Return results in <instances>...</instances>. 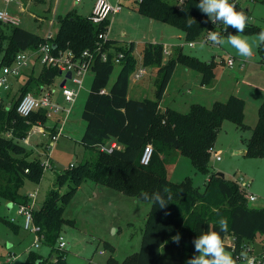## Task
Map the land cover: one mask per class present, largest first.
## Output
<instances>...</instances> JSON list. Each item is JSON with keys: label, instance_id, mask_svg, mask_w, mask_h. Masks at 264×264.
Here are the masks:
<instances>
[{"label": "trees", "instance_id": "trees-1", "mask_svg": "<svg viewBox=\"0 0 264 264\" xmlns=\"http://www.w3.org/2000/svg\"><path fill=\"white\" fill-rule=\"evenodd\" d=\"M136 10L150 18L180 29L187 41L193 42L206 31L219 29L223 24H216L203 14L196 5L200 0H137ZM238 11L249 15L248 10L239 6L237 0H229ZM189 16L196 23L191 27ZM109 21L93 24L88 17H81L75 12H68L59 18V27L55 37L54 52L71 50L75 56L86 50H94L102 44L101 50L107 51L104 60L97 52L92 63L93 80L84 103L82 117L86 122L82 143L97 151L95 160H88L68 171L59 173L57 186L49 190L43 204L34 209V221L40 225L45 236L44 244L49 246V255H43L35 249L26 252L24 264H69L67 249H59L57 242L64 226L73 224L72 219L64 216L65 205L76 189L86 180L110 186L126 195L144 200L142 193L149 194L164 187L171 189L173 199L165 209H160L150 200L149 210L138 252L118 261L112 255L105 264H158L160 259L177 261L185 264L195 253L194 240L202 232H219L217 221L227 218L228 230L221 232L225 248L232 250L235 261L243 251L244 244L264 236V207L250 205L245 189L237 179H228L211 170L210 161L217 135L226 119L233 120L241 128L244 123V99L231 95L225 102H215L211 107L195 103L186 113L172 108L160 110V102L176 69L178 61L202 73V82L209 83L214 77V60L203 61L196 56L185 54L177 49L164 62L165 46L161 42H149L142 50L143 66H158L155 79L154 98L136 99L129 96L130 75L136 69L137 60L132 54L134 44H122L119 40L108 38L105 42L99 38L107 31ZM247 33L260 32L248 23ZM47 41L34 31L20 25L5 24L0 20V67L10 65L18 52L36 49ZM260 50L264 52V43ZM122 52V67L110 85L115 68V56ZM60 75V69L43 66L40 73L33 71L19 89L17 97H9L6 103L0 101V204L27 203L29 198L21 189L27 180L40 182L44 167L40 158H30L34 152L28 149L24 139L36 122L46 124L48 117L45 109H39L24 117L17 112V103L26 93L39 95ZM9 101V104H8ZM56 123L51 127L56 132ZM51 138V135L50 137ZM115 141L117 147L111 151L102 150V146ZM43 146L47 151V144ZM151 144L153 155L149 164L140 162L145 146ZM177 149L190 158L195 168L209 173L203 189L186 177L176 183L169 179L164 153ZM247 155L264 156V99L259 106V119L253 133L247 141ZM66 183L71 188L61 192ZM5 221L13 229L19 225L6 216L0 215V222ZM180 234L179 244L172 237ZM228 236H233L234 243H225ZM108 248L113 250L112 245Z\"/></svg>", "mask_w": 264, "mask_h": 264}, {"label": "rangeland", "instance_id": "rangeland-1", "mask_svg": "<svg viewBox=\"0 0 264 264\" xmlns=\"http://www.w3.org/2000/svg\"><path fill=\"white\" fill-rule=\"evenodd\" d=\"M88 1L31 0L25 12L18 14L20 26L40 34L45 33L47 28L55 33L59 27L60 16L70 11H76L85 16ZM237 1L242 9L249 11L247 24H252L260 32L264 30V0ZM24 2L27 3L28 0ZM121 3L122 9L109 17L107 35L120 40L123 44L133 42L132 54L137 60L135 70L143 67L142 50L145 44L156 38L163 45L166 44L168 52H165L164 61L172 54L175 55L179 48L185 54L196 56L203 61L214 60L215 62L214 77L209 83L204 84L201 72L189 67L183 61H178L160 102V110L169 107L186 113L195 103L211 107L215 102L227 101L231 95L244 99V123L247 126L241 128L231 119L223 122L215 142L210 168L215 172H223L228 179H238L242 176L250 183L249 190L256 196V200L250 201V205L257 208L264 207V156L247 155L243 152L247 150V141L258 122L259 106L264 99V52L260 50L261 42L258 38L260 32L237 33V30L230 26L227 30L231 31L226 34H221L220 28L212 30L218 32L221 37L225 38V41L229 34H237L246 39L252 46L253 55L245 58L241 57L227 42L224 45H213L208 40L210 30L190 45L180 29L140 14L136 10L137 0H121ZM0 5L9 12L18 11L16 0L9 2L0 0ZM55 9L56 13H54ZM50 20H53L51 26ZM223 29H225L224 25ZM229 58L233 59L232 65L228 64ZM42 67L43 65L36 61L35 56L30 58L28 67L30 72L33 71L35 75H38ZM121 67L122 64H115L110 85L116 79ZM144 67L145 73L140 79H134L135 70L130 75L129 95L131 98L155 97L158 66L153 64ZM93 76L94 71L90 68L72 104L66 102L61 93L60 84L63 80L61 75H58L47 87L50 90L51 99L69 108L70 111L67 115L65 111L52 113L46 124L42 123L47 142L52 143L49 138L54 134L51 127L58 118H60L59 125L62 130L52 150V166L44 169L40 182L27 180L21 189L24 195L30 192L37 193L35 207H40L49 190L57 186L56 178L59 173L68 171L72 168L71 164L78 166L88 160H95L97 157V151L81 141L86 126L82 112ZM69 85L72 83L69 82ZM14 94L17 97L18 89ZM6 101L3 100L4 103ZM34 125L24 142L29 141L26 143L28 149L34 150L30 158L38 157L44 161L47 158L46 153L35 151V143L40 135L31 133ZM164 156L169 179L180 183L189 176L196 186L200 189L204 188L209 173L198 171L192 160L182 155L177 149L168 150ZM217 156L220 160L216 159ZM60 188L61 192L65 193L71 188V183H66ZM5 207V204H0V215L6 216L7 220L16 217V224L19 228L15 230L5 221L0 222V264H24L26 252L29 249H35L46 256L49 255L50 248L46 244L41 243L39 247L34 246L35 234L21 225L22 216L18 212L17 205L14 204L11 210ZM150 208L149 201L126 195L110 186L97 184L91 180L84 181L73 193L64 209V216L74 221L72 225H65L62 232L67 243L68 263L105 264L111 255L118 261H122L127 256L138 252ZM225 243L233 244V236H228ZM107 244L112 245L113 250L108 248ZM247 246L251 248L253 254L264 253V236L258 235L256 240L248 243ZM225 249L233 255L232 250ZM242 252L246 257L245 249ZM158 264H178V262L160 259ZM236 264H246V262L241 258L236 261Z\"/></svg>", "mask_w": 264, "mask_h": 264}, {"label": "built area", "instance_id": "built-area-1", "mask_svg": "<svg viewBox=\"0 0 264 264\" xmlns=\"http://www.w3.org/2000/svg\"><path fill=\"white\" fill-rule=\"evenodd\" d=\"M10 1V0H7ZM80 2L81 0H76ZM122 9L121 0L117 2H111L110 0H95L91 14L88 16V19L93 24H101L106 21H109V17L119 12ZM0 20L5 24L10 25H20V18L12 15L4 9H0ZM109 26V25H108ZM107 26V29H108ZM212 31V30H210ZM54 38L52 33H49L46 36L47 41L40 44L36 49L23 50L17 53L13 62L10 65H4L0 67V89L8 90L10 88V78L20 76L24 69L29 67V60L31 57L35 56L37 62L41 63L46 67H55L60 69V75L63 79H66V83L61 87V92L64 97V100L72 104L79 93L80 88L83 86L84 77L92 66V63L96 57L97 52L101 54V57L106 60L108 58L107 51L101 50L102 44L94 50L86 49L81 55L75 56L71 50H60L59 52H54V43L51 40ZM99 38L105 42L108 39L107 31L99 34ZM190 45H193V42H189ZM165 52L167 49L165 47ZM124 56L122 52L118 53L114 60L116 63L120 62V59ZM228 64H233V59H228ZM70 72L71 76L67 77L66 74ZM134 79L138 80L145 73V67H140L138 70L134 71ZM69 82L72 85H69ZM43 91V90H42ZM45 109L48 119L51 117L52 113L65 111L66 115L70 111L69 108L61 106L59 103L54 102L51 99V93L42 92L39 95L33 93H26L23 95L17 103V112L24 117L31 115L33 112ZM34 130L37 132L44 133V126L41 122H38L37 125H34ZM56 132L51 135V142L47 144V151H45L47 158L42 161L43 167L50 168L52 166L51 154L54 148L56 141L61 135L62 127H57L56 123ZM115 141L110 142L102 146V150L111 151L113 147H117ZM153 155V147L151 144L145 146L140 162L144 165L150 163ZM217 160H220V157H216ZM71 166H74L71 164ZM237 181L246 191V196L250 201H255L256 196L249 192L250 183L245 181L242 176H240ZM29 202L27 203H15L18 207V212L23 216L22 226L26 230L35 234L34 246L39 247L41 243H44L45 236L41 232L40 225L36 224L34 221V209L35 202L37 199L36 192H30L27 194ZM11 221H15V218L12 217ZM57 247L59 249H66L67 243L64 240L63 235L61 234L58 238ZM247 253V256H243V252L240 255L236 256V259L245 260L246 264H264V253L253 254L252 250L247 244H244L243 250Z\"/></svg>", "mask_w": 264, "mask_h": 264}, {"label": "clouds", "instance_id": "clouds-1", "mask_svg": "<svg viewBox=\"0 0 264 264\" xmlns=\"http://www.w3.org/2000/svg\"><path fill=\"white\" fill-rule=\"evenodd\" d=\"M196 7L205 14L212 23H222L225 26V31L230 26L237 30V33H242L247 26L248 17L242 10L238 11L235 4L229 3V0H200ZM194 18L189 16L187 24L191 27L195 24ZM259 41L264 43V30L258 34ZM208 40L213 45H224L225 42L236 49L241 57L250 58L253 55L252 46L246 39L239 35L229 34L226 38L221 37L218 32L210 31ZM144 200H150L154 206L160 209H165L170 201L173 199L171 189L164 187L151 194L144 192L141 194ZM217 224L220 231L209 230L202 232V234L194 240L195 253L188 259L185 264H236L231 253L226 251L220 233L228 230L227 218L221 217ZM180 234L172 237L173 242L179 244Z\"/></svg>", "mask_w": 264, "mask_h": 264}, {"label": "crops", "instance_id": "crops-1", "mask_svg": "<svg viewBox=\"0 0 264 264\" xmlns=\"http://www.w3.org/2000/svg\"><path fill=\"white\" fill-rule=\"evenodd\" d=\"M7 1V0H6ZM11 1V0H10ZM38 1H43V0H38ZM76 1V0H75ZM82 1V0H81ZM80 1V2H81ZM111 2H117V0H110ZM7 2H9V1H7ZM31 2V0H28V2L26 3V2H24V0H16V4H17V8H18V11H16V12H9L5 7H0V9H4V10H6V11H8L9 13H11L12 15H15V16H17V17H19V15L18 14H22L23 12H25V10L27 9V4L28 3H30ZM77 2V1H76ZM94 3H95V0H89L88 1V3L86 4V12H84L86 15L85 16H82V15H80V14H78L76 11H73V12H75V13H77L79 16H81V17H88L90 14H91V12H92V9H93V6H94ZM1 6V5H0ZM57 12V10L55 9L54 10V13H56ZM70 12H72V11H70ZM66 15V14H65ZM33 16H35V15H33ZM64 16V15H63ZM61 17V16H60ZM40 20H41V18H40ZM52 21L53 20H50V26L52 25ZM110 24V23H109ZM109 29V28H108ZM58 30V29H57ZM57 30H56V32L55 33H53L50 29H48L47 28V30L45 31V33L43 32L42 34H40L39 32H36L37 34H39L40 36H42V37H44V38H46V36L49 34V33H52L53 35H54V37H55V35H56V33H57ZM183 33V32H182ZM108 38H110V39H115V38H111L110 36H108ZM116 40H118V39H116ZM120 41V40H119ZM121 42V41H120ZM150 42H153V43H156V42H159V40L156 38V39H154V40H151ZM122 43V42H121ZM131 43V42H130ZM130 43H126L125 42V44H130ZM147 43H149V42H147ZM123 44V43H122ZM165 45V47H166V44H164ZM164 60H165V58H164ZM165 62V61H164ZM31 72H30V70L28 69V67L27 68H25L24 69V71H23V75L21 74L20 76H18V77H11L10 78V88L8 89V90H4V89H0V101L2 102L4 99L5 100H9L8 98L9 97H11V96H13V95H15L14 93L17 91V89H18V91H19V89H20V87L22 86V84L26 81V79H27V77H28V75L30 74ZM25 74H27V76H25L24 77V75ZM63 81V80H62ZM20 82V84H17V83H19ZM47 87L42 91V92H49L50 90L49 89H47ZM62 93V92H61ZM10 95L9 97H7V95ZM87 95H88V92H87ZM130 96V95H129ZM64 98V97H63ZM86 98H87V96H86ZM7 102V101H6ZM8 104H9V101H8ZM59 121H60V118H58L57 119V121H56V123H57V127H59V126H61V125H59ZM31 133H37L38 135H40V138L38 139V141H36V143H35V146H36V148H35V146H34V144L32 145L34 148H35V151L36 150H38L37 152L39 153V152H45V148H44V146H43V143H47V140H46V137H47V135L45 134V133H39V132H37V131H32ZM36 134V135H37ZM30 137V136H29ZM29 142V141H28ZM28 142H26V143H28ZM244 152V154H246V152H247V150H245V151H243ZM51 161H52V159H51ZM249 192H251L250 190H249ZM251 193H253V192H251ZM254 194V193H253ZM36 203V202H35ZM8 204H6V209H8V210H11L12 208H13V206L11 207V208H9L8 206H7ZM14 205V204H13ZM16 205V204H15ZM36 208H39V207H35V209ZM22 216V215H21ZM17 221V219H16V217H15V222ZM22 223H23V216H22ZM22 223H21V225H22ZM28 251V250H27Z\"/></svg>", "mask_w": 264, "mask_h": 264}, {"label": "water", "instance_id": "water-1", "mask_svg": "<svg viewBox=\"0 0 264 264\" xmlns=\"http://www.w3.org/2000/svg\"><path fill=\"white\" fill-rule=\"evenodd\" d=\"M54 46H55V45H54ZM66 76H67V77H70V76H71L70 72H68V73L66 74ZM65 83H66V79H63V81L61 82L60 86L62 87ZM246 153H247V152H246ZM217 174L220 175V176H222V177H225V174H224L223 172H217ZM7 206H8L9 208H11V207L13 206V203L10 202V203H8Z\"/></svg>", "mask_w": 264, "mask_h": 264}]
</instances>
